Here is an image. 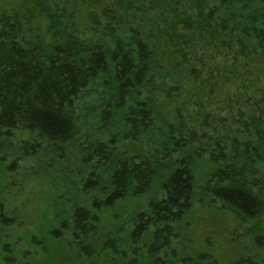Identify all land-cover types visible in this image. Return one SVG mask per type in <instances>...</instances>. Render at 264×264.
Listing matches in <instances>:
<instances>
[{"label": "trees", "instance_id": "obj_1", "mask_svg": "<svg viewBox=\"0 0 264 264\" xmlns=\"http://www.w3.org/2000/svg\"><path fill=\"white\" fill-rule=\"evenodd\" d=\"M47 4L37 12L48 37H26L29 17L0 15V264H32L29 253H13L14 231L30 223L102 264H220L207 253L160 252L198 192L240 220L264 214L256 177L264 175V127L235 141L232 157L212 152L199 164L181 121L155 124L154 99L143 91L168 69L142 28L121 31L110 2L89 15L86 35L73 12ZM158 7L173 34L182 29L172 51L179 58L206 47L208 37L216 44L225 37L243 57L252 47L264 55V0H150L151 10ZM89 90L100 98L83 116L79 103ZM147 132L149 155L118 150ZM255 242L264 248V233ZM40 243L35 233L26 242ZM262 263L240 256L231 264Z\"/></svg>", "mask_w": 264, "mask_h": 264}, {"label": "rangeland", "instance_id": "obj_2", "mask_svg": "<svg viewBox=\"0 0 264 264\" xmlns=\"http://www.w3.org/2000/svg\"><path fill=\"white\" fill-rule=\"evenodd\" d=\"M41 1L48 2L52 9L64 6L73 12L78 28L86 35L91 34L93 27L89 15H98L101 6L110 2L115 4L117 21L122 23L118 26L121 31L142 28L168 69L166 74L155 78L149 90L143 91L144 96L154 99L155 124L161 126L165 120L181 121L186 136L192 137L199 164L212 152L232 157L239 151L235 141L251 140L255 127H264V55L255 47L249 48L248 55L243 57L237 54V48L233 51L227 46L225 37H219L217 44L208 37L209 44L204 48L197 46L194 57L179 58L172 51L178 47L177 35L182 29L179 27L173 34L170 16L161 15L159 7L151 10L150 0H119V3L118 0H0V15H17L24 20L29 17L26 24L30 30L26 37H48L46 17L37 12ZM190 68H194L195 73H191ZM168 73L173 74V80ZM158 86L163 87L162 90ZM88 92L89 96L86 95ZM86 93L79 103L83 116L85 109L100 98L92 90ZM98 136L104 140V136ZM149 136L147 132L143 135L145 140L125 139L117 144L118 150L149 155L152 152L147 141ZM256 177L264 193V175L259 173ZM28 191L25 189L19 198L25 199ZM197 196L185 218L174 225L170 244L160 252L161 257L172 256V253L178 257L207 253L220 264H231L240 256H251L264 264V248L255 242V237L264 233V214L253 220H240L229 210L222 209L217 201L200 192ZM32 203L27 205L28 210L34 209ZM31 233H35L36 241L42 243L27 246ZM45 235V232L38 234L32 223L18 228L14 231L13 253H29L32 264H102L101 259H87L77 251L69 250L61 241Z\"/></svg>", "mask_w": 264, "mask_h": 264}]
</instances>
